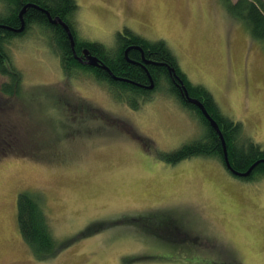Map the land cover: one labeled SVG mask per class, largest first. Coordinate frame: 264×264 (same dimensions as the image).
<instances>
[{"label":"rangeland","instance_id":"1","mask_svg":"<svg viewBox=\"0 0 264 264\" xmlns=\"http://www.w3.org/2000/svg\"><path fill=\"white\" fill-rule=\"evenodd\" d=\"M74 1L77 40L107 45L128 29L164 41L188 81L264 149V43L223 0ZM50 35L32 26L5 46L27 95L0 94V135L12 129L33 157L0 158V264H264V178L235 177L215 158L161 161L203 135L198 118L166 86L134 109L61 80ZM23 192L39 199L53 256L35 257L20 236Z\"/></svg>","mask_w":264,"mask_h":264},{"label":"trees","instance_id":"2","mask_svg":"<svg viewBox=\"0 0 264 264\" xmlns=\"http://www.w3.org/2000/svg\"><path fill=\"white\" fill-rule=\"evenodd\" d=\"M223 2L226 10L233 18L240 20L246 25L251 37L254 40L264 43V0H237L235 3H232L230 0H223ZM27 4L36 5L46 10L51 18L58 17L63 22H70L78 8L74 0H0V26L18 29L20 27L18 14ZM23 19L25 27L27 24L36 23L46 27L50 31L53 48L65 72L79 66L74 61L75 58H72L73 51L64 30L60 26L49 25L46 16L32 8L26 10ZM70 30L74 37V49L76 51L79 52L81 48H88L91 46L88 41L76 39L73 27L72 29L70 28ZM21 35L22 33H15L7 28L0 27V75L8 77V82L0 86V94L2 96L13 97L20 103L24 101V95L20 94L23 83L21 80L22 75L19 70L12 66L9 56L6 53L5 46L9 40ZM116 37L119 42L128 39L138 45L147 43L152 48L151 51L153 54L156 53L157 57L165 59V63L172 71H176L180 75L189 97L198 100L211 118L216 121L225 142L229 165L233 170L240 173L246 172L254 163L264 159V149H261L259 145L255 144L244 134L242 124L224 116L214 101L213 96L204 87L193 85L188 81L185 74L179 70L176 57L172 54L164 41L151 42L134 34L128 29L117 32ZM94 46L99 49L103 47L101 44H95ZM124 72L132 73L129 70H124ZM136 73H139V71H136ZM148 73L153 79L155 78L154 73L150 69H148ZM141 75L143 78L140 79V82L143 83V81H145V76H143V74ZM107 83L109 84V89L114 98L118 101H124L129 107L134 109L138 108V104L135 100H147L150 95V92L135 90L137 98L135 100H129L128 96L124 94L127 90H132L131 86L118 84L113 81H108ZM168 88L170 94L176 95L182 107L187 108L192 115L198 118L200 124L204 128V133L198 140L184 144L172 152L159 153L158 158L170 165L177 164L193 157L215 158L227 171L223 162L221 142L217 134L210 128L208 122L196 107L186 103L184 99H181L176 94L177 91L172 88L171 85H169ZM22 92H24L23 88ZM25 95L27 94L25 93ZM140 96H143V98L139 99ZM83 102L86 104L85 101ZM53 103L55 104V102ZM64 104L66 105V103L62 101L63 106ZM22 106L26 107V105ZM1 129L3 130V128ZM16 143V138L12 134V129L3 130L0 135V149H3V152L0 153V158L12 152H14V155L21 156L25 154V157H33L31 154L17 148ZM255 176L264 178V163H259L247 178L242 179L253 180ZM16 210L20 236L33 255L38 258L53 256L56 252V245L51 236L49 224L41 208L38 197L28 192L20 193L17 197Z\"/></svg>","mask_w":264,"mask_h":264},{"label":"flooded vegetation","instance_id":"3","mask_svg":"<svg viewBox=\"0 0 264 264\" xmlns=\"http://www.w3.org/2000/svg\"><path fill=\"white\" fill-rule=\"evenodd\" d=\"M64 23L72 29V20L70 22L65 21ZM32 26L37 27L39 25L36 23L27 24L22 34ZM113 38L114 41L107 45L88 41V43L91 44L90 47L81 48L79 52L74 49L80 62H86L89 58H93L96 60L97 66L91 67L80 63L74 59L72 52V58L79 66L75 67L73 70L65 72L63 66L59 62L60 79L64 80L65 78H68L71 84L75 87L76 85L73 83V78H76L87 90L95 89L96 91L103 93V89L105 88L106 92L109 94H112V92L109 89L108 81L128 85L132 87V90H127L124 95H127L129 100H135L137 98V90H143L144 92H150L151 94L152 92L159 90L160 87L164 90L165 86L164 91L166 92L164 93L172 98H177L175 94H170L169 92L168 86L171 85L172 88L177 91L176 94L181 99L185 100V97L178 88L179 80H181L180 75L176 71H172V69L165 63V59L157 57L156 53L153 54L150 45L147 43L138 45L128 39L119 42L116 36ZM95 44H101L103 46L102 49L95 47ZM148 69L154 73V79L149 75ZM124 70H129L133 74L124 72ZM136 71H139V73H136ZM141 74L145 76V81H143V83L140 82V79L143 78ZM79 75L82 76V78H79ZM148 75L153 81L152 90H147L145 88L149 85ZM142 98L143 96H140L139 99ZM84 109L89 111L92 110V108Z\"/></svg>","mask_w":264,"mask_h":264},{"label":"water","instance_id":"4","mask_svg":"<svg viewBox=\"0 0 264 264\" xmlns=\"http://www.w3.org/2000/svg\"><path fill=\"white\" fill-rule=\"evenodd\" d=\"M28 8L35 9V10L41 12L42 14H44L46 16L47 21H48V23L50 25H52V26H56V25L61 26V28L64 30V32H65V34L67 36V39H68V41L70 43V47H71V49L73 51L74 58L77 61L80 62V59L76 56V53L74 51V37H73V34H72L70 28L63 21H61V19H59L58 17L51 18L50 14L46 10L41 9V8L37 7L36 5L27 4L19 12L18 17H19L20 27L18 29H10V28L5 27V26H0V27L1 28H7L8 30H11V31H13L15 33H22L24 31V29H25V22H24V19H23V15L25 14V12H26V10ZM80 63H82L84 65H87V66H91V67H96L97 66L96 60L93 59V58H89L88 61L80 62ZM148 78H149V85L147 87H145V88L147 90H152L153 89V81H152V79H151V77L149 75H148ZM176 78H177V76H176ZM115 80H116V78H115ZM178 88L180 89L182 95L185 97L186 103L196 107L201 112V114L204 117V119L208 122L210 128L217 134V136H218V138H219V140L221 142V146H222L224 166H225V168L227 169V171L231 175L239 177V178H246V177H248L250 175V173L255 168V166H257L259 163H264V159L260 160V161H258L256 163H254L246 172H243V173H240V172H237V171L233 170L230 167V165H229L225 142H224V139H223V137L221 135V132L219 130V127H218L216 121L211 118V116L207 113V111L204 108V106L198 100L189 97L188 92H187L183 82L180 81V80H179Z\"/></svg>","mask_w":264,"mask_h":264}]
</instances>
